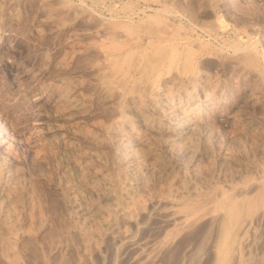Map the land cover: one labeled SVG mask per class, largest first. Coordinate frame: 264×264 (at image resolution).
<instances>
[{"label":"rangeland","instance_id":"rangeland-1","mask_svg":"<svg viewBox=\"0 0 264 264\" xmlns=\"http://www.w3.org/2000/svg\"><path fill=\"white\" fill-rule=\"evenodd\" d=\"M150 25L157 31L162 29L163 34L177 35L174 41L179 48L196 50L194 80H166L162 85L165 88L168 84L165 92L169 94L159 97L155 104L146 102L149 107L145 105L152 121L161 120L159 124L170 127L176 125L179 116L170 120L164 113L176 99L187 110L195 108L200 120L186 123L187 127L193 125L186 131H190L188 136L184 133L182 138L152 133L150 137L128 101L125 90L129 81L110 70V61L121 52L114 50V44H124V51L151 47L156 38L148 31ZM245 53L252 61L241 58ZM138 73L130 67L132 77ZM107 83L112 84L110 93L104 89ZM61 88L69 97L82 100L85 111L62 115L58 101ZM154 105L156 109L152 110ZM162 106L164 111L160 110ZM125 116L132 120L133 128L137 125L135 131L149 136L150 150L134 144V152H138L130 155L121 140L109 133ZM158 155L163 157L161 165L154 158ZM1 164L0 251H16L13 254L20 264H139L141 260L140 264H216L222 218L213 225L206 221L198 223L200 228L197 224L185 227L165 243V228L172 227L165 212L169 203L165 201H169V193L183 191L185 185L191 191L194 186L204 189L216 181L224 185L232 179L236 183L241 173L264 175V0H0ZM8 167L9 173L3 170ZM260 169L262 173L257 174ZM115 189H123V194ZM255 190L249 189L246 194ZM109 191L121 201L115 198L118 204L111 209V217L107 215L111 211L98 214L113 205L104 194ZM153 192L160 195L156 201L151 198ZM126 195L134 197L133 202L139 197L149 206L143 213L134 211L139 215L132 214L129 219L123 211ZM93 211L97 213L87 217ZM242 219L233 231L235 242L229 264L234 260L233 264H264V210ZM158 226L162 232L157 231ZM122 227L124 230L118 231ZM203 229L215 234L207 237ZM171 242L173 245H168ZM156 243L161 249L168 245L166 252ZM175 244H179L177 249ZM197 247L207 253H197ZM135 257L136 261L142 259L136 262ZM5 260L0 256V264H10Z\"/></svg>","mask_w":264,"mask_h":264},{"label":"bare ground","instance_id":"bare-ground-1","mask_svg":"<svg viewBox=\"0 0 264 264\" xmlns=\"http://www.w3.org/2000/svg\"><path fill=\"white\" fill-rule=\"evenodd\" d=\"M147 22V21H146ZM151 22H152V20H151ZM167 23V22H166ZM165 23V24H166ZM104 24V23H103ZM106 24V23H105ZM161 24V23H160ZM108 25V24H107ZM162 25V24H161ZM168 25H169V23H168ZM145 26H147V23H146V25ZM152 26H153V24H152ZM103 27V26H102ZM110 27V26H109ZM150 27H151V25H150ZM117 28V27H116ZM152 28V27H151ZM162 28V27H161ZM146 29H149V28H146ZM146 29H145V32H146ZM124 30V29H123ZM127 30V29H126ZM125 31V30H124ZM128 31H129V29H128ZM131 31V30H130ZM151 34H152V36H154V38H156V40L152 43V41H151V44H150V46L151 47H149V49H147V50H143V49H140V50H138L139 48H137V49H135V50H127V51H124V50H126V48L124 49V44H117V45H113V47H114V50H116V51H118V50H120L121 52H119L120 54L119 55H115L114 56V54H113V56L115 57L114 59H113V57L112 58H110L112 61H110V65L109 66H111L110 67V70H111V73H118L122 78H124V80H126V82H128V84H127V90H125L126 91V93H127V98H128V101L130 102V104H131V106H132V108H133V110H134V112H136L137 114H135V115H138L139 116V118H140V120L142 121V126H143V128L144 129H146L147 131H148V134H149V136L151 137V133L152 134H154L153 136H155L156 134L157 135H165L166 137H168V138H179V137H181V136H183V134L184 133H186V131H188L189 129H191L190 127L193 125V123H192V125L189 127H187V125H186V123H188L189 121H191V120H193V121H197L198 122V120H200V119H198L197 120V110L195 109V108H189V110H187V109H185V107H183V105H181L182 103H180L181 101L180 100H178V99H176V102L174 101V103H171V105H170V103H169V105L170 106H168L167 108H166V110H165V113L164 112H162V113H164V114H166L167 115V117L166 118H169L170 120H171V118H175V120H177L176 119V116H179V118H178V121L176 122V123H174V124H176L175 126H168V124L167 125H163V124H159L158 122L160 121V122H162L161 120H159V118L158 119H156V121L157 120H159V121H157V122H154V121H152V120H154V119H151L148 115L149 114H147V111H146V109H145V105L147 106V107H149V105H147V104H155V103H157V102H159V100L160 99H162L161 97H165V95H167V94H169V93H167L166 94V92H168V88L166 89V85L168 86V84H166V85H164L165 86V88L163 87V83H166V80L168 81L169 79H173L174 81H176V79H183V80H188V79H190V80H192V78H193V80H194V78H195V76H196V71H195V67H194V63H193V55H195V53H196V50H194L193 48H190V47H186V48H184L183 47V49H181V48H179L180 46H178L177 44H176V42L174 41L175 40V36L177 37V35H175L174 37L172 36V35H174V34H169V33H165V34H163V31H162V29H160V28H158V31L157 30H155V29H149L148 30ZM147 31V32H148ZM165 31V30H164ZM172 31V30H171ZM107 31L105 30V33H106ZM109 32V31H108ZM117 32V31H116ZM115 32V33H116ZM121 32H123V31H121ZM127 33H130V32H127ZM170 33H173V31L172 32H170ZM176 33V32H175ZM110 34V33H109ZM112 34V33H111ZM117 34V33H116ZM122 34V33H121ZM125 34V33H124ZM142 34V33H141ZM144 34H146V33H144ZM149 34V33H148ZM124 36V35H123ZM125 36H126V34H125ZM151 36V37H152ZM108 37H110V35H108ZM153 38V39H154ZM176 39H178V38H176ZM188 39V38H187ZM181 40V39H180ZM119 42V41H118ZM197 42V41H196ZM113 43V42H112ZM146 43V42H145ZM191 43H192V41H191ZM122 45V46H121ZM146 45V44H145ZM147 45H148V43H147ZM147 45H146V47H147ZM185 45V44H184ZM189 45V44H188ZM192 45V44H191ZM252 45V44H251ZM126 46V45H125ZM194 46V45H193ZM253 46V45H252ZM112 47V46H111ZM112 47V48H113ZM138 47V46H137ZM182 47V46H181ZM111 48V49H112ZM127 48H129V47H127ZM252 48H254V47H252ZM146 49V48H145ZM122 50H123V52H122ZM202 50V49H201ZM236 50V49H235ZM255 50V49H254ZM108 51V50H107ZM247 51V50H246ZM108 52H111L110 50L108 51ZM104 53V52H103ZM113 53H114V51H113ZM200 53V52H199ZM117 54V53H116ZM197 54H198V52H197ZM196 54V55H197ZM217 54V53H216ZM210 55V54H209ZM212 55V54H211ZM252 56V55H251ZM108 57V56H107ZM133 58H137V61H134V59ZM242 59H246V61H252V59H251V57H250V54H249V56H248V54L247 53H245V56H243V57H241ZM253 58V57H252ZM104 59H107L106 57H104ZM109 59V58H108ZM107 59V60H108ZM132 59H133V61H132ZM109 61V60H108ZM105 63L107 62V61H104ZM108 63H107V65H108ZM200 63V62H199ZM132 65V66H131ZM196 65V64H195ZM105 66V65H104ZM107 67V66H106ZM130 67H131V69L133 70H136V71H138L139 73H138V76H133L132 77V75H130L129 74V69H130ZM133 67V68H132ZM109 68V67H108ZM109 70V69H108ZM108 70H106V71H108ZM198 71V70H197ZM107 74V73H106ZM129 74V75H128ZM205 74V73H204ZM137 75V74H136ZM109 76V75H108ZM114 76V75H113ZM115 76H116V74H115ZM118 76V75H117ZM115 78V77H114ZM190 80H188V81H190ZM202 80V79H201ZM111 81V80H110ZM120 81V80H119ZM165 81V82H164ZM172 81V80H171ZM170 81V84L172 83V82H174V81H172L171 82ZM109 82V81H108ZM122 82V81H121ZM124 82V81H123ZM178 82H180V81H178ZM193 82V81H192ZM111 83V82H110ZM108 84L107 85V87H104V89H105V91L107 92H109L110 93V89H111V86H112V84L114 85L115 83H113L112 82V84ZM120 83V82H119ZM125 83V82H124ZM123 83V86L125 85ZM169 83V82H168ZM193 83H195V82H193ZM197 83V82H196ZM177 84H179V83H177ZM181 84V83H180ZM116 85V84H115ZM172 85V84H171ZM175 86V85H174ZM182 87H183V85H182ZM117 88V87H116ZM115 88V89H116ZM119 88V87H118ZM180 88V87H179ZM62 89V91L59 93L60 94V96H59V102H60V112H61V114L62 115H65V116H70V115H73V114H75V113H81V112H84L85 110H84V106H83V102H82V100H80L81 102H79V101H77V100H75V99H73V98H71V96L69 97V95L67 94V92H65V91H63V88H61ZM114 90V89H113ZM188 90V89H187ZM166 91V92H165ZM172 91V90H171ZM179 91V90H178ZM183 91H184V89H183ZM69 93V92H68ZM117 93V92H116ZM119 93V92H118ZM122 92H120V94H121ZM126 93H124V94H126ZM184 95V94H183ZM207 95V94H206ZM205 95V96H206ZM119 96V95H118ZM172 96V95H171ZM171 96H170V98H171ZM174 96V95H173ZM180 96V95H179ZM159 97H160V99H159ZM188 97V96H187ZM120 98V97H119ZM169 98V99H170ZM190 98V97H189ZM209 99L210 98H212V97H208ZM208 98H206V100L208 99ZM180 99V98H179ZM175 100V99H174ZM178 100V101H177ZM163 101H165L164 99H163ZM180 101V102H179ZM182 101H184V100H182ZM58 102V103H59ZM146 102H147V104H146ZM167 102V101H166ZM169 102V101H168ZM167 102V103H168ZM192 102V101H191ZM196 102V101H195ZM194 102V103H195ZM213 102V101H212ZM128 103V102H127ZM163 103H165V102H162V104ZM193 103V102H192ZM129 104V103H128ZM160 104V103H159ZM158 105V104H157ZM156 105V106H157ZM185 105H186V103H185ZM184 105V106H185ZM197 105V104H196ZM212 105V104H211ZM152 106V105H151ZM160 106H161V104H160ZM195 106V105H194ZM200 106V105H199ZM202 106V105H201ZM59 107V106H58ZM155 107V105L153 106V108ZM163 107L164 106H162L161 108H160V110L161 109H163ZM190 107V106H189ZM57 108V107H56ZM131 108V107H130ZM165 108V107H164ZM198 108V107H197ZM58 109V108H57ZM156 108H154V109H152V110H155ZM158 109V108H157ZM132 110V111H133ZM149 110V109H148ZM151 110V109H150ZM152 110H151V112H152ZM159 110V109H158ZM157 110V111H158ZM162 111V110H161ZM163 111H164V109H163ZM59 112V113H60ZM160 112V111H159ZM203 112V111H202ZM149 113H150V111H149ZM155 113V112H154ZM126 114H128V113H125V115ZM160 114H161V112H160ZM124 115V114H123ZM122 115V116H123ZM199 115H200V113H198V117H199ZM64 116V117H65ZM128 116V115H127ZM127 116H125V117H121L122 119H123V124H120V121H122V119L121 120H119V124H113L114 125V128H111V127H113V126H111L110 128L111 129H109L110 130V132H109V130H108V132L110 133V134H112V136H113V138L115 137V138H117V139H119V140H121V142L123 143V145H124V147H126V149H127V151L129 150L130 152H128V154H130V153H133L135 150H136V148L135 147H133V145L134 144H138V145H140V146H142V147H144V148H148L149 150H150V148H149V144H148V141H150V140H148V135L147 136H145V133H141V132H138V131H135V127L137 126H135L134 128H133V126H132V120H131V122L129 121V119L128 118H126ZM129 116H130V114H129ZM153 116V115H152ZM165 116V115H164ZM155 117V116H154ZM125 118V119H124ZM153 118V117H152ZM200 118H202V117H200ZM162 119V118H161ZM166 120V119H165ZM164 120V121H165ZM169 120V121H170ZM118 121V120H117ZM168 121V120H167ZM173 121H174V119H173ZM166 122V121H165ZM122 123V122H121ZM134 123V122H133ZM183 123V124H182ZM134 125V124H133ZM171 125V124H170ZM139 126V125H138ZM140 128V127H139ZM194 128V127H193ZM144 129H142V130H144ZM142 130H139V131H142ZM147 131H143V132H146V134H147ZM190 132V131H189ZM188 132V133H189ZM188 133H186V135L188 136ZM110 134H109V136H110ZM152 136V137H153ZM186 137V136H185ZM182 138V137H181ZM114 140V139H113ZM116 142H118L117 140H116ZM121 145V144H120ZM119 146V145H118ZM123 147V146H122ZM120 149H122V148H120ZM126 149H124V151L126 150ZM134 149V150H133ZM126 151V152H127ZM137 152H138V150H137ZM137 152H134L135 154L137 153ZM130 155H134V154H130ZM154 158L157 160V163L159 164V165H161V163H162V160H163V157L161 158V157H159V155H158V157L157 156H154ZM4 164V163H3ZM259 164V163H258ZM261 165V164H260ZM0 166H2V164L0 165ZM263 166V165H262ZM163 167V166H162ZM92 168V170L94 169L93 167H91ZM257 167H255V169H256ZM260 168V167H259ZM197 169V168H196ZM3 170H6V172L7 173H9V167L8 168H4ZM95 170V171H94ZM93 171L94 172H96V169H94ZM195 170V169H194ZM257 170V169H256ZM259 170V169H258ZM261 170L262 169H260V171H258V173L257 174H259V172H260V174L262 173L261 172ZM98 171V170H97ZM99 172V171H98ZM240 172V171H239ZM252 172V171H251ZM198 173V172H197ZM6 174V173H5ZM240 174V173H239ZM242 175V177H241V179H239V181L237 182L236 181V183H233V181H232V179H230L231 180V182H227V183H225L224 185H222V183H220V184H215L216 182H215V180L213 181V182H215L214 184H213V182L211 183V184H213L212 186H210V187H207V188H204V189H202V186L201 187H198V188H195V186L193 187L192 185H190V186H192L194 189L193 190H186L185 189V187L187 188V185H185V187H183L182 185V188L184 189H181V187H180V189L181 190H183V191H179V189H176V190H178L177 192H175V191H173V194L172 195H170V193L168 194L169 195V201H165V203L166 202H168L169 203V206L167 207L166 205V207H167V209H166V207H165V212L167 213V214H169V218H168V222H169V226H170V222H171V224H172V227H170L169 229H167L166 230V228H165V232H164V235H163V242H167V240L169 241V240H171V236L172 235H176V233L178 232V231H180V230H182L183 228H185V227H188V226H191V225H195V224H197V226H198V223L200 222V224H201V222H208V223H212V225L213 224H215L214 222H216L215 220H217L218 218H222V221H220V222H222V232H221V238H220V241L218 242V249H217V253H216V264H229V262H230V259H231V257H232V255H233V253H232V255H231V248H234L233 246V244H234V242H235V236L233 235V231H234V229L236 228V226L238 225V223L241 221V220H244V219H242L243 217H246V216H249L250 214L252 215V213L253 212H256V211H258V215H259V212H261V211H263L264 210V175L262 174V175H260V176H256L255 174H254V177H252L251 176V174H250V176H249V174L247 175L246 173H244V174H246V175H244L243 173H241ZM253 175V174H252ZM7 176V175H6ZM10 176V175H9ZM238 176V175H237ZM239 177V176H238ZM237 177V178H238ZM9 179H10V177H9ZM224 180H225V178H224ZM228 180H229V178H228ZM227 180V181H228ZM111 181V180H110ZM114 181V180H113ZM117 181V180H116ZM223 181V180H222ZM124 182V181H123ZM201 183V182H200ZM199 183V184H200ZM209 183V184H210ZM112 184V183H111ZM119 186L120 187H122L121 185H122V183H120L119 182ZM128 184V183H127ZM129 184H130V182H129ZM201 184H203V183H201ZM204 184H206V182L204 183ZM209 184H207V185H209ZM114 185H115V183H114ZM114 185H113V187H114ZM117 185H118V183H117ZM198 185V184H197ZM93 186V185H92ZM139 186H141V184L139 185ZM144 186V185H143ZM200 186V185H199ZM110 187H111V185H110ZM115 187H116V185H115ZM118 187V186H117ZM116 187V188H117ZM119 187V188H120ZM126 187V186H125ZM130 187V186H129ZM129 187H127V188H129ZM175 187H177L176 185H175ZM188 187H189V185H188ZM192 187H190V188H192ZM90 188H91V186H90ZM93 188V187H92ZM131 188V187H130ZM129 188V189H130ZM132 188H133V186H132ZM131 188V189H132ZM113 189V188H112ZM123 189H124V186H123ZM123 189L122 190H120V189H115V191H116V193L118 192L119 193V195H122L121 194V192L123 191ZM142 189V188H141ZM174 189V188H173ZM249 189H256L255 191H254V193L253 194H246V192L247 191H249ZM93 190V189H92ZM108 190H110V189H108ZM133 190V189H132ZM159 190H161V189H159ZM159 190H157V191H159ZM166 190V189H165ZM164 190V191H165ZM104 191V190H103ZM112 191V190H111ZM124 191H126V190H124ZM168 191V190H167ZM166 191V192H167ZM251 191V190H250ZM112 192H114V191H112ZM128 192V191H127ZM127 192H126V194H127ZM163 191L161 190L159 193L161 194ZM166 192H164V193H166ZM175 192V193H174ZM125 193V192H124ZM141 193V192H140ZM154 193V192H153ZM159 193H158V195H156L155 193L154 194H151L150 196H151V198L153 197H155V199H154V201H156V197H159L160 195H159ZM172 193V192H171ZM105 194V196L108 198V199H110L111 200V203L113 204V205H109V203L108 204H106V205H109L108 207H111L110 209H106L107 210V212H103L102 210H100V211H102L101 213H99L98 212V214H107L109 211H111V209L112 208H114L115 209V207H113V206H117L116 204H118V203H115L116 201H114V200H116L115 198H117L116 197V195L114 196L113 194H115V193H110V191H109V194H107L106 195V193H104ZM132 194H133V192H132ZM131 194V195H132ZM149 194V193H148ZM135 195H136V193H135ZM134 195V196H135ZM139 195V197H140V194H138ZM154 195V196H153ZM104 196V198H106ZM143 196V195H142ZM148 197H150L149 195H147ZM124 196H122V198H123ZM137 197V196H136ZM138 197V198H139ZM121 198V197H120ZM121 198V199H122ZM131 198V197H130ZM129 197H127V195H126V197H124L123 198V202H124V205H125V207H124V209L125 210H123L124 212L126 211V215H128V217H129V219L132 217V214H136L135 212H142L143 210H145L144 209V207H147V206H149V205H147V206H145V203H143L142 202V199L141 198H144V197H141L140 199L141 200H139L138 198V200L136 199H134L135 201L133 202V198L132 199H130ZM147 198V197H146ZM152 198V199H153ZM107 199V200H108ZM118 199V198H117ZM128 199H130V200H128ZM150 199V198H149ZM148 199V200H149ZM163 199V198H162ZM164 199H165V197H164ZM119 200V199H118ZM117 200V201H118ZM145 200H147V199H144L143 201L145 202ZM102 201H103V199H102ZM120 201V200H119ZM118 201V202H119ZM152 201V200H151ZM163 201V200H162ZM110 202V201H109ZM121 202V201H120ZM148 202V201H147ZM104 203H106V199H105V201H104ZM154 203V202H153ZM158 203V202H157ZM161 203V202H160ZM162 203H164V201L162 202ZM164 203V204H165ZM1 204V203H0ZM102 204V203H101ZM119 204H121V203H119ZM147 204H149V202L147 203ZM164 204H162V206L164 205ZM2 205V204H1ZM105 205V206H106ZM92 206H94V204L92 205ZM95 206H96V204H95ZM98 206V205H97ZM121 206V205H120ZM151 206V205H150ZM159 206V205H158ZM102 207V206H101ZM132 207V208H131ZM160 207V206H159ZM164 207V206H163ZM89 208V207H88ZM87 208V209H88ZM91 208V207H90ZM96 208V207H95ZM98 208H100V207H98ZM97 208V209H98ZM104 209H105V207H103ZM102 208V209H103ZM158 208V207H157ZM92 209H94V208H92ZM91 209V210H92ZM117 209V208H116ZM118 209H120V208H118ZM123 209V208H122ZM122 209H120V210H122ZM2 210V209H1ZM99 210V209H98ZM97 210V211H98ZM90 211V210H89ZM105 211V210H104ZM116 211V210H115ZM115 211L113 212L114 214H116L115 213ZM119 211V210H118ZM135 211V212H134ZM147 211V210H146ZM156 211V210H155ZM121 211H119L118 213H120ZM134 212V213H133ZM161 212V211H160ZM88 213V212H87ZM86 213V214H87ZM90 213V212H89ZM97 212L96 211H93V212H91L90 213V215H88L87 217H91V215L93 216V214H96ZM117 213V214H118ZM143 213V212H142ZM141 213V214H142ZM144 213H146V212H144ZM154 213V212H153ZM165 213V214H166ZM85 214V215H86ZM98 214H97V216H98ZM109 214L112 216L113 214H112V211H111V213H108L107 215L109 216ZM122 214V213H121ZM121 214H119V215H121ZM140 214V215H141ZM162 214V213H161ZM164 214V213H163ZM103 215V216H104ZM139 215V214H138ZM137 214H136V216L135 217H137L138 216ZM111 216H109V217H111ZM146 216V215H145ZM162 216V215H161ZM95 217V216H94ZM100 217V216H99ZM118 217V216H117ZM123 217H126V216H123ZM86 218V217H85ZM101 218V217H100ZM113 218H114V216H113ZM158 218V217H157ZM166 219H167V217H165ZM220 218V219H221ZM104 218L102 217V220H103ZM125 219V218H124ZM132 219V218H131ZM134 219V218H133ZM156 219V218H155ZM245 219H247V218H245ZM104 220H112L111 218L110 219H107V217H106V219H104ZM126 220V222H129V221H127V218L125 219ZM257 220V219H256ZM133 220H131L130 222H132ZM247 221V220H246ZM245 221V222H246ZM103 222V221H102ZM101 222V223H102ZM111 222H113V221H111ZM117 222H118V219H117ZM129 222V223H130ZM157 222V221H156ZM167 222V221H166ZM242 222V221H241ZM249 222V221H248ZM251 222V221H250ZM107 223H109V222H107ZM119 223H122L121 221L119 222ZM123 223H125V222H123ZM162 223H164V222H162ZM111 224V223H110ZM132 224V223H131ZM161 224V223H160ZM199 224V225H200ZM207 223H203V225H206ZM240 224V223H239ZM246 224V223H245ZM98 225V224H97ZM102 225V224H101ZM103 225H105V223L103 224ZM109 225V224H108ZM122 226L123 225H125V226H127L126 224H121ZM159 225V224H158ZM164 225H166V224H164ZM209 225V224H208ZM243 225H244V223H243ZM249 225V224H248ZM95 226H96V224H95ZM107 226V225H106ZM110 226V225H109ZM118 226V225H117ZM124 226V227H125ZM129 226V225H128ZM134 226V225H133ZM160 226H162L163 227V225H160ZM168 226V225H167ZM168 226V227H169ZM196 226V225H195ZM216 226V225H215ZM250 226V225H249ZM99 227H101L102 228V226H99ZM108 227V226H107ZM116 227V226H115ZM119 227V226H118ZM162 227H161V229H162ZM194 227V226H193ZM199 227V226H198ZM203 227V226H202ZM217 227V226H216ZM221 227V226H220ZM219 227V228H220ZM105 228V227H104ZM127 227H125V229H126ZM130 228H132V227H130ZM134 228V227H133ZM132 228V229H133ZM159 229L160 227L158 226V227H156V229ZM189 228V227H188ZM200 228V227H199ZM206 228V227H205ZM209 228V227H208ZM210 228H212V227H210ZM215 227H213V229H214ZM93 229H94V227H93ZM92 229V230H93ZM96 229V228H95ZM97 229H99L100 230V228H97ZM121 229V228H120ZM118 230V231H122V230H124L123 229V227H122V229L121 230ZM128 229V228H127ZM126 229V230H127ZM158 229H157V231H158ZM197 229V228H196ZM240 229V228H239ZM244 229V228H243ZM251 229V228H250ZM91 230V231H92ZM104 230V229H103ZM163 230V229H162ZM185 230V229H184ZM184 230H183V232H184ZM186 230H188L187 228H186ZM191 230H193L192 228L190 229V231ZM208 230V229H207ZM215 230V229H214ZM252 230V229H251ZM97 231V230H96ZM101 231V233H99V235H101L102 234V230H100ZM112 230H110V232H111ZM159 231H161L160 229H159ZM158 231V232H159ZM190 231H185V232H190ZM195 231V230H194ZM193 231V232H194ZM201 231V230H200ZM199 231V232H200ZM203 231H204V229H203ZM203 231H201V232H203ZM209 231V230H208ZM210 231H211V229H210ZM238 231V230H237ZM99 232V231H98ZM98 232H97V234H98ZM162 232V231H161ZM192 232V231H191ZM191 232H190V234H191ZM196 232V231H195ZM215 231H213V233H214ZM240 232V231H239ZM245 232V231H244ZM96 233V232H95ZM104 233V232H103ZM107 233V232H106ZM120 233V232H119ZM125 232L123 231V234H124ZM206 233V230L204 231V234ZM211 234H213L212 233V231L210 232ZM242 233V232H241ZM122 234V233H121ZM120 234V235H121ZM127 232H126V234H125V236H127ZM163 234V233H162ZM182 234V233H181ZM181 234H179L181 237H182V235ZM209 233L207 232L206 233V236L208 235ZM211 234H209L210 236H211ZM215 234V233H214ZM246 234V233H245ZM244 234V235H245ZM96 235V234H95ZM120 235H118V236H120ZM185 235V234H184ZM187 235V234H186ZM198 235V234H197ZM202 235V234H201ZM239 235V234H238ZM242 235V234H241ZM102 236V235H101ZM124 236V235H123ZM180 236H177V237H180ZM206 236H203V237H206ZM213 236V235H212ZM211 236V237H212ZM218 236V235H217ZM120 237H122V236H120ZM157 237H159V236H157ZM157 237H156V239H157ZM184 237V236H183ZM191 237H192V234H191ZM201 237V236H200ZM200 237H199V239H200ZM208 237V236H207ZM207 237H206V240H207ZM210 237V238H211ZM242 237V236H241ZM244 237V236H243ZM134 238V237H133ZM170 238V239H169ZM185 238V237H184ZM187 238V237H186ZM189 238H190V236H189ZM245 238V237H244ZM118 239V238H117ZM161 239V238H160ZM173 239V238H172ZM179 238H177V240H178ZM199 239L197 240V241H199ZM202 239V238H201ZM200 239V240H201ZM204 239V238H203ZM202 239V240H203ZM214 239V238H213ZM177 240H176V242H177ZM180 240V242H182V240L183 239H179ZM178 240V241H179ZM185 240V239H184ZM193 240H195V239H193ZM193 240L191 241V242H193ZM209 240H212V239H209ZM243 240V239H242ZM245 240V239H244ZM243 240V241H244ZM160 241V240H159ZM163 242H162V244H163ZM175 242V243H176ZM186 242V241H185ZM185 242L184 243H181L182 244V246H183V244H185ZM187 242H189V241H187ZM186 242V243H187ZM202 242V241H201ZM207 242H208V244H209V241L207 240ZM168 243V242H167ZM173 242H171V244H168V245H170V246H172L173 244H172ZM196 243H198V242H196ZM196 243H195V248H196ZM203 243H204V241H203ZM203 243H198V245H202ZM206 243V242H205ZM130 244V243H129ZM157 244V243H156ZM155 244V245H156ZM159 244H161L160 242H159ZM159 244H157L158 246H159V248L161 247V245H159ZM207 244V243H206ZM211 244V243H210ZM241 244V243H240ZM239 244V245H240ZM10 245V244H9ZM152 245V244H151ZM166 245V244H165ZM168 245H166L167 247H168ZM176 245V248L175 249H177L178 247H177V245H179V244H175ZM189 245V244H188ZM190 245H193L194 246V244L192 243H190ZM204 246H206L205 244H203ZM12 246V245H11ZM10 246V247H11ZM114 246V245H113ZM128 246V245H127ZM134 246V245H133ZM157 247V246H156ZM166 247V248H167ZM181 247V246H180ZM179 247V248H180ZM203 247V246H202ZM207 247H209V246H207ZM236 247V246H235ZM240 247H241V245H240ZM8 248V247H7ZM164 248V250H162ZM163 248L161 249L163 252H166L165 251V247L163 246ZM191 248V247H190ZM190 248H189V250H190ZM195 248L193 249V251L195 250ZM199 250H197V253H199L200 252V250L203 252L204 250H206V249H204V247H203V249L204 250H202V248L200 249V247H197ZM206 248V247H205ZM14 249V248H13ZM128 249V248H127ZM158 248H156L155 249V251L157 250ZM170 249V248H169ZM173 249V248H172ZM208 249V248H207ZM210 249V248H209ZM10 251H12L11 250V248L9 249ZM118 250V249H117ZM160 250V251H161ZM171 250V249H170ZM181 250H182V248H181ZM180 250V251H181ZM192 250V249H191ZM190 250V251H191ZM210 250H212V249H210ZM215 250V249H214ZM240 250V249H239ZM1 251H2V253H1ZM0 251V256H2V258L3 259H6L5 261H8V262H10V264H20V262H18V258L19 257H17V256H15L16 254H13V253H15L14 251H13V253L12 252H9L8 254H9V256H8V254H6V252H4L5 251V249H4V251H3V249ZM115 251V250H114ZM133 251H134V249H133ZM141 251V250H140ZM149 251V250H148ZM154 251V252H155ZM158 251V250H157ZM172 251V250H171ZM199 251V252H198ZM207 251V250H206ZM237 251V250H236ZM5 254H4V253ZM8 252V251H7ZM185 252V251H184ZM205 252V251H204ZM212 252V251H211ZM137 253V252H136ZM139 253V252H138ZM162 253V252H161ZM171 253V252H170ZM173 253V252H172ZM183 253V252H182ZM182 253H181V255H182ZM193 253V256L195 257V254H197L196 253V250H195V254H194V252H192ZM207 252H205L204 253V255L206 254ZM236 253V252H235ZM113 254V253H112ZM144 254V253H143ZM142 254V255H143ZM145 254H146V252H145ZM144 254V255H145ZM148 254V256H149V252L147 253ZM146 254V255H147ZM150 254H152V250L150 251ZM154 254H156V253H154ZM174 254V253H173ZM177 254V253H176ZM179 254V253H178ZM201 254H203V253H201ZM238 254H239V252H238ZM141 255V256H142ZM157 255H160V254H157ZM169 255V254H168ZM172 255V254H171ZM170 255V256H171ZM181 255H180V257H181ZM185 255V254H184ZM188 255V254H187ZM213 255V254H212ZM236 255V254H235ZM234 255V256H235ZM140 256V255H139ZM147 256V257H148ZM152 256V255H151ZM151 256H149L150 258H151ZM169 256V257H170ZM174 256V255H173ZM203 256V255H202ZM208 256H210V253H209V255ZM208 256H206V257H208ZM239 256V255H238ZM137 257H138V255H137ZM137 257H135V261L139 258H137ZM146 257V258H147ZM159 257V256H158ZM172 257V256H171ZM179 257V258H180ZM194 257H190L191 259H193ZM143 258L144 259H146L144 256H143ZM164 258V257H163ZM196 258H198V256L196 255ZM203 258V257H202ZM210 258V257H209ZM140 259H142V257L140 258ZM140 259L138 260V261H136V262H139L140 261ZM165 259V258H164ZM172 260H173V258H171ZM175 259V258H174ZM189 259V258H188ZM195 259V258H194ZM193 259V260H194ZM205 259V258H204ZM207 259V258H206ZM211 259V258H210ZM235 259H236V257H235ZM148 260V259H147ZM166 260V259H165ZM178 260H180V259H178ZM178 260H177V262H178ZM196 260V259H195ZM209 259H207V261H208ZM4 260H2L1 262H3ZM134 261V260H133ZM142 261V260H141ZM141 261H140V263H141ZM184 261H185V259H184ZM192 261V260H191ZM198 261V260H197ZM238 261V260H237ZM239 261H240V259H239ZM0 262V263H1ZM18 262V263H17ZM171 262V261H170ZM170 262H168V263H170ZM180 262V261H179ZM202 262V261H201ZM232 262V261H231ZM234 262H235V260H234ZM234 262H232L231 264H233ZM139 263V264H140ZM176 263V262H175ZM190 263V262H189ZM205 263V262H204ZM237 263V262H236ZM5 264V263H4ZM179 264V263H178ZM185 264H187V263H185ZM195 264V263H194Z\"/></svg>","mask_w":264,"mask_h":264}]
</instances>
